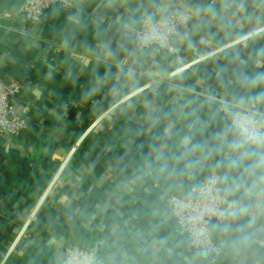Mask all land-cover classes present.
<instances>
[{
  "label": "crops",
  "instance_id": "1",
  "mask_svg": "<svg viewBox=\"0 0 264 264\" xmlns=\"http://www.w3.org/2000/svg\"><path fill=\"white\" fill-rule=\"evenodd\" d=\"M21 1L0 0V76L24 83L13 102L29 116L20 135L0 138V264H61L71 244H98L94 264H264V145L239 144L188 91L206 87L198 69L211 63L232 77L229 99L264 111V61L240 50L264 41V0H73L33 25L15 15ZM182 9L195 13L174 39L187 65L173 87L149 86L177 65L156 47L134 50L122 23ZM134 129L167 140L137 168L126 161ZM226 152L221 182L237 209L210 224L224 241L212 262L188 249L169 193L193 196Z\"/></svg>",
  "mask_w": 264,
  "mask_h": 264
},
{
  "label": "built area",
  "instance_id": "2",
  "mask_svg": "<svg viewBox=\"0 0 264 264\" xmlns=\"http://www.w3.org/2000/svg\"><path fill=\"white\" fill-rule=\"evenodd\" d=\"M54 5L71 10L74 3L73 0H22L15 15L33 25ZM194 17V11L182 9L169 12L163 19L144 15L138 27L129 22L122 23L133 38L134 50L143 51L156 47L170 54L177 65L172 72L151 79L149 86L163 82L174 86L170 78L187 64L183 62L173 41ZM109 18L116 22L113 15ZM23 87L24 83L18 79L0 76V138L18 136L29 126L28 107H19L13 102ZM188 91L201 101L215 105L217 111L229 120L231 127L237 130L239 144L256 146L264 142V111L256 100H250L246 104L233 101L215 84L199 89L190 88ZM225 157L229 158L230 153L226 152ZM207 166L208 171L198 183L193 196L183 197L174 192L169 193L168 210L182 229L188 249L203 252L214 262L221 253L224 241L217 243L213 239L210 224L213 221L221 225L229 223L237 209V202L223 188L221 174L214 160H208ZM147 175L151 176L152 170ZM154 184L158 185L157 182ZM97 253L98 244L89 249L71 244L64 248L61 264H94Z\"/></svg>",
  "mask_w": 264,
  "mask_h": 264
},
{
  "label": "trees",
  "instance_id": "3",
  "mask_svg": "<svg viewBox=\"0 0 264 264\" xmlns=\"http://www.w3.org/2000/svg\"><path fill=\"white\" fill-rule=\"evenodd\" d=\"M264 37V36H263ZM264 43L263 40H249L243 44H241L240 50L244 52L247 56H250L255 61H264V47H262V44ZM232 55L234 53H231ZM223 62V61H222ZM219 62V63H222ZM224 63V62H223ZM223 65V64H220ZM212 68L216 69L211 63H209L208 70L207 69H198L199 75L205 80L206 85L210 86L212 84H215L217 80H222L220 90L224 92L234 93L236 92V88L233 87L230 83V80H232V77L227 74L224 68H221L218 70V74L214 70H211ZM210 70V71H209ZM221 78V79H220ZM178 84L184 85V86H190L189 80L187 78H177L175 80ZM203 114L207 116V118H212L215 121H227L229 124L228 119L223 116L221 113H219L216 109V107L208 102H203L202 108H201ZM230 126V125H229ZM133 137H134V144L131 147L129 153L126 156V161L128 166L131 168H137L140 163L149 157L148 151L153 150L157 148L160 144L167 143V140L163 138L159 132L155 129L149 130L148 132H145L143 129H134L133 131ZM258 145H264V142H260ZM231 161V159H222L216 162V167L220 174L223 172L225 167H227L228 163ZM219 163V165H218ZM248 166L249 164L246 163Z\"/></svg>",
  "mask_w": 264,
  "mask_h": 264
},
{
  "label": "water",
  "instance_id": "4",
  "mask_svg": "<svg viewBox=\"0 0 264 264\" xmlns=\"http://www.w3.org/2000/svg\"><path fill=\"white\" fill-rule=\"evenodd\" d=\"M173 43H174V41H173ZM232 132L234 133V135H238L237 130L233 127H232Z\"/></svg>",
  "mask_w": 264,
  "mask_h": 264
}]
</instances>
